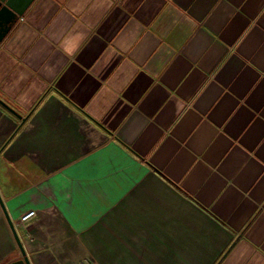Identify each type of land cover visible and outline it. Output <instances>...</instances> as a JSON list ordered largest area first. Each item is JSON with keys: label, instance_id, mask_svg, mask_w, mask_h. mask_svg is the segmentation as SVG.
<instances>
[{"label": "crops", "instance_id": "0c3cea01", "mask_svg": "<svg viewBox=\"0 0 264 264\" xmlns=\"http://www.w3.org/2000/svg\"><path fill=\"white\" fill-rule=\"evenodd\" d=\"M0 99L31 264H264V0H35Z\"/></svg>", "mask_w": 264, "mask_h": 264}, {"label": "water", "instance_id": "95a60500", "mask_svg": "<svg viewBox=\"0 0 264 264\" xmlns=\"http://www.w3.org/2000/svg\"><path fill=\"white\" fill-rule=\"evenodd\" d=\"M32 0H0V5L6 8V13L2 12L0 8V22H3L6 25V30H10L16 22L19 20V18L23 15V12L28 6L30 5ZM1 41V40H0ZM0 104L5 107L7 110H9L11 113L16 115L19 119L20 122H23L25 117H23L21 114L17 113L12 107L7 105L3 100L0 99ZM0 207L4 213V216L7 220V223L9 225V228L12 232V235L17 243L19 252H20V257L17 259H14L7 264H31V261L21 243V240L19 238V235L16 231V228L10 219L5 206L3 204V201L0 196Z\"/></svg>", "mask_w": 264, "mask_h": 264}, {"label": "flooded vegetation", "instance_id": "af4514ba", "mask_svg": "<svg viewBox=\"0 0 264 264\" xmlns=\"http://www.w3.org/2000/svg\"><path fill=\"white\" fill-rule=\"evenodd\" d=\"M35 2V0H32L31 1V3H30V5L32 4V3H34ZM2 5V4H1ZM0 5V8H1V10H2V12H4V13H6V8L3 6H1ZM29 5V6H30ZM28 6V7H29ZM26 10H27V8L24 10V12H23V14L26 12ZM21 18V17H20ZM19 18V19H20ZM14 27V26H13ZM13 27L10 29V30H6V25L3 23V22H0V46L2 45V43L4 42V40L9 36V34H10V32L12 31V29H13Z\"/></svg>", "mask_w": 264, "mask_h": 264}, {"label": "built area", "instance_id": "2783aa9c", "mask_svg": "<svg viewBox=\"0 0 264 264\" xmlns=\"http://www.w3.org/2000/svg\"><path fill=\"white\" fill-rule=\"evenodd\" d=\"M33 216H35V210H29V211L22 213L19 217L18 224L26 225L30 221V219L33 218Z\"/></svg>", "mask_w": 264, "mask_h": 264}]
</instances>
